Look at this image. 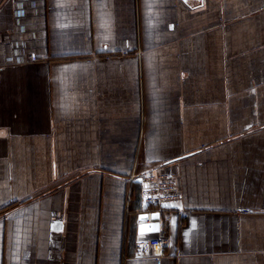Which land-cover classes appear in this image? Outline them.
Returning a JSON list of instances; mask_svg holds the SVG:
<instances>
[{
	"label": "crops",
	"instance_id": "obj_1",
	"mask_svg": "<svg viewBox=\"0 0 264 264\" xmlns=\"http://www.w3.org/2000/svg\"><path fill=\"white\" fill-rule=\"evenodd\" d=\"M0 264H264V0H0Z\"/></svg>",
	"mask_w": 264,
	"mask_h": 264
},
{
	"label": "built area",
	"instance_id": "obj_2",
	"mask_svg": "<svg viewBox=\"0 0 264 264\" xmlns=\"http://www.w3.org/2000/svg\"><path fill=\"white\" fill-rule=\"evenodd\" d=\"M30 58H35L30 54ZM142 183V198L148 212L159 211L169 203L180 199L181 194L174 175L170 172H144L139 176ZM151 212H150V211ZM241 212H248V209H241ZM162 216V213H161ZM162 219V217H161ZM168 243L165 236L141 240L140 246L148 245L152 254L158 259L164 254V247Z\"/></svg>",
	"mask_w": 264,
	"mask_h": 264
},
{
	"label": "water",
	"instance_id": "obj_3",
	"mask_svg": "<svg viewBox=\"0 0 264 264\" xmlns=\"http://www.w3.org/2000/svg\"><path fill=\"white\" fill-rule=\"evenodd\" d=\"M137 181L141 182V178ZM161 213L159 211H153L149 213L148 211H143L138 215L140 223L138 224V233L144 234L147 233L150 229L158 227L161 220ZM150 219L152 222H147Z\"/></svg>",
	"mask_w": 264,
	"mask_h": 264
},
{
	"label": "trees",
	"instance_id": "obj_4",
	"mask_svg": "<svg viewBox=\"0 0 264 264\" xmlns=\"http://www.w3.org/2000/svg\"><path fill=\"white\" fill-rule=\"evenodd\" d=\"M141 189H142V183L135 181L132 186V192H133V197H135L136 200L138 201V205H137L138 207H142V205L145 206V204H143L144 202L142 198ZM131 208H132V205H131Z\"/></svg>",
	"mask_w": 264,
	"mask_h": 264
},
{
	"label": "rangeland",
	"instance_id": "obj_5",
	"mask_svg": "<svg viewBox=\"0 0 264 264\" xmlns=\"http://www.w3.org/2000/svg\"><path fill=\"white\" fill-rule=\"evenodd\" d=\"M179 188V187H178Z\"/></svg>",
	"mask_w": 264,
	"mask_h": 264
},
{
	"label": "snow or ice",
	"instance_id": "obj_6",
	"mask_svg": "<svg viewBox=\"0 0 264 264\" xmlns=\"http://www.w3.org/2000/svg\"><path fill=\"white\" fill-rule=\"evenodd\" d=\"M178 207V206H177Z\"/></svg>",
	"mask_w": 264,
	"mask_h": 264
}]
</instances>
